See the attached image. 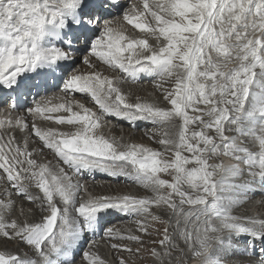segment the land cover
<instances>
[{"label":"snow or ice","instance_id":"obj_1","mask_svg":"<svg viewBox=\"0 0 264 264\" xmlns=\"http://www.w3.org/2000/svg\"><path fill=\"white\" fill-rule=\"evenodd\" d=\"M112 10H122V20L140 36L127 35L117 23L121 17L107 18ZM80 50L132 82L141 74L171 81L170 89L156 85L168 106L139 98L130 103L114 79L100 72L73 73L61 90L89 96L99 114L74 99L52 104L44 98L27 109L34 118L31 133L74 173L124 177L151 195L83 199L84 185L73 183L64 168L38 162L27 138L21 147L15 136L0 134V178L8 185L0 194V238L32 250V257L0 250V264H73L84 233L95 231L109 210L142 217L135 222L142 235L105 230L109 239L138 247L111 248L129 256L147 251L154 264H227L239 250L234 241H264V219L232 214L241 194L257 181L264 185V0H136L127 7L120 0H0V89L20 88V77L39 69L54 72ZM83 62L94 67L87 57ZM105 115L151 122L157 132L149 139L162 150L106 137ZM36 119L74 131L42 129ZM5 128L24 131L28 124L20 117L0 118ZM221 156L236 163L225 165ZM245 174L249 179L235 182ZM13 194L39 201L47 214L35 223L8 219ZM149 229L160 235L149 243L159 247L144 248ZM82 259L106 264L93 252ZM118 264L129 260L119 257Z\"/></svg>","mask_w":264,"mask_h":264},{"label":"bare ground","instance_id":"obj_2","mask_svg":"<svg viewBox=\"0 0 264 264\" xmlns=\"http://www.w3.org/2000/svg\"><path fill=\"white\" fill-rule=\"evenodd\" d=\"M128 0H126L127 2ZM136 1V0H135ZM135 1H132V3H135ZM121 16V15H120ZM120 16H117V17H120ZM114 18V17H113ZM118 24H120L122 27L123 25L119 22V20L117 21ZM124 28V27H123ZM125 30V28H124ZM126 32V31H125ZM98 34V33H97ZM128 35V34H127ZM57 46L59 47H64L63 44H60V43H57ZM79 52V51H77ZM75 52V53H77ZM76 56V59L75 61H73V59L69 60V61H63V62H60V66L55 70L54 73H52V76L53 75H59V77L61 78L60 80L64 81L69 75H71V73H83L84 70H89V72L91 71H95L97 70L98 68L102 67V63L98 62L96 60L95 57H92L90 56L89 52L88 51H83L77 55H75L73 53V57L74 58ZM85 57H87L91 63L94 65L93 68H89L88 65L84 64V59ZM83 58V59H82ZM72 63H71V62ZM68 65V66H67ZM67 66V67H65ZM110 69V68H109ZM72 73V74H73ZM39 76L41 77L42 75L39 74ZM153 80H156V78H154ZM160 81V80H159ZM152 85V83L150 82H147V83H143L144 87L145 86H148V85ZM149 85V87H150ZM27 87L26 86H23L21 88L20 91H23L24 89H26ZM147 88V87H146ZM134 92V91H133ZM160 92V91H159ZM25 95V93H24ZM68 95H66L67 97ZM28 98L31 99V95H28ZM62 99V98H61ZM29 109V108H28ZM93 111V110H92ZM95 112V111H94ZM24 113H27L29 117H31L32 119H30L31 121V124H30V127L28 130H24V131H21L17 128H5V129H0V134H3L5 135L6 137H8L9 135L11 136H15L16 138V142L18 144H20L21 147H23V143L21 141H24L25 138L28 139V150L31 151L33 149H35L37 153L34 154V158L38 160V162H41V163H46V164H49L50 167L55 168V165L60 162L58 161V159L55 157V155L51 152V151H45L42 153L40 151L37 150V148H42V143L39 141V139L37 137H35L34 135H32L31 133V125L33 123V117L28 113V111L26 110V112ZM98 113V111H97ZM55 113H53L52 115H54ZM7 118H11L13 121L16 120V118H18L17 116L15 115H10V116H6L5 119ZM39 120V121H37ZM36 125L42 129H47V128H51V123H49L48 121H45V120H42V119H36ZM121 122L118 121V120H114L113 121V124L114 125H119ZM49 125V126H48ZM138 125V124H137ZM125 129H127L128 131L125 133L127 134L129 132V130L131 129V127L125 125ZM72 128V127H71ZM115 128V131H117V128ZM73 129V128H72ZM66 130V129H65ZM68 130V128H67ZM142 130H144V133H145V130H148L150 134L154 135L156 132H157V126H152V123L147 121V123H143L142 125L140 126H136L135 130L133 131V134H132V138L133 139H139L137 136L138 132H142ZM3 131V132H2ZM111 132V131H110ZM147 132V131H146ZM114 133V132H113ZM148 133L146 134H143L142 137L143 138H146V140H149V142H153L154 144L156 142H154L153 140L154 139H149L150 136L147 135ZM231 134V133H230ZM112 135V134H111ZM121 135V134H120ZM134 135V137H133ZM114 136V135H113ZM5 137V138H6ZM116 137V136H115ZM119 137V136H118ZM121 138V137H120ZM248 139V140H247ZM118 140V139H117ZM120 140V139H119ZM246 142H245V146H247L248 144L249 145V149L252 150V151H257L258 150V147L254 144L252 145L253 141H251V143H249L250 139L249 138H245ZM125 141V140H124ZM122 142V141H121ZM137 142V141H136ZM148 142V141H146ZM124 143V142H123ZM127 143V142H126ZM125 143V144H126ZM140 144V143H139ZM46 149V148H45ZM160 149V148H159ZM43 151V150H42ZM46 155H50L49 157H46ZM43 156V157H42ZM220 160L223 161V163L225 165H229V164H232V163H236V161L234 160H231L229 159L228 157H223L221 156L219 158ZM241 167H244L243 164L240 165ZM70 170V169H69ZM72 171V170H70ZM73 172V171H72ZM0 177H2V174H0ZM244 176H242V179L243 180H247L249 179V177L247 178H243ZM95 179H98V180H95ZM94 179V183H95V187L97 188V185H98V188L101 190H98L99 192H106L105 189L108 188V186H110L111 189H114L115 190V193L116 192H125L123 189L125 188H128L127 187V184L126 183H131L132 181L124 178V177H117L115 180H108L109 184L107 182H104L106 180V177L103 176V174L97 176L96 178ZM165 179H170V177L166 176ZM103 180V181H102ZM0 181H2V185L0 184V191H1V194L3 193L2 191V187H8V185L5 183L4 179L0 178ZM107 181V180H106ZM236 182V180H235ZM114 183V184H112ZM134 183V182H133ZM133 185V184H132ZM136 185V183H135ZM138 185V184H137ZM97 188V189H98ZM10 190V189H9ZM112 190V191H114ZM11 191V190H10ZM31 193L33 195L37 194L38 193V189H35V188H32L30 189ZM113 193V192H111ZM111 196V194H110ZM2 198H4L2 195H1ZM12 199H14V201H26L24 199V197H21V196H16L15 194L12 195L11 197ZM250 203H256V206H251ZM239 205L240 204H243L245 207V211H246V215L248 217H255V218H258V219H264V185H261L258 181L252 185V189L247 191L246 193L244 194H241L240 195V203H238ZM22 207V206H21ZM32 207V206H31ZM255 210V211H254ZM244 211V212H245ZM30 212V211H29ZM116 212L117 211H108L107 213H102L100 215V220L104 219V218H109V217H113L116 215ZM248 212V213H247ZM241 213V212H240ZM256 215V216H255ZM258 216V217H257ZM42 219V218H41ZM40 219V220H41ZM124 219H126V217L124 216L122 219L116 221V222H121L123 221ZM174 219V218H173ZM106 219L104 220V223H105ZM119 222V224H120ZM108 223V222H107ZM123 223V222H122ZM175 223V222H174ZM105 225V224H104ZM120 226V225H119ZM112 227V225L110 226ZM113 228V227H112ZM118 228V227H117ZM104 228L103 226L101 225V222L99 221L97 226H96V229L95 231H92L90 232V240H94L96 238V236H99L101 234L105 235L104 233ZM246 237V238H245ZM244 239H243V242H241V240L238 241V244L240 245L239 246V250L240 252H242V255L240 254V252H236L234 255H232L230 258L237 262V263H240V264H251L252 261L254 259L258 260V256L261 254V249H262V246L264 244V241L262 240H259V239H255L253 241H251V237H248V236H245ZM119 241V240H118ZM11 243H14L13 241H10ZM103 242V240H102ZM246 242V246H243V244L245 245ZM237 243V242H235ZM89 243H86L84 248L81 250V254L79 257H81L82 259V254L85 252L84 249H89L90 250V246L88 245ZM89 246V248H88ZM101 247V246H100ZM245 247H247V251H245ZM27 249H30L28 246H26ZM14 250V249H13ZM7 251L9 252V250L7 249ZM17 251V250H16ZM11 253H16L12 250H10ZM18 253V252H17ZM16 253V254H17ZM78 258V257H77ZM80 262V261H79ZM82 262L85 263L82 259Z\"/></svg>","mask_w":264,"mask_h":264},{"label":"rangeland","instance_id":"obj_3","mask_svg":"<svg viewBox=\"0 0 264 264\" xmlns=\"http://www.w3.org/2000/svg\"><path fill=\"white\" fill-rule=\"evenodd\" d=\"M150 43H154V41L150 40ZM83 73H86V69L84 70ZM143 83H147V82H143ZM150 83H152V85L149 84L150 87L148 85V86H145V88L143 87L144 85L143 86L140 85L137 87H135V86L128 87V89L130 90V95L127 98L128 101L130 103H135V102H137V98H139V100L142 102L153 103V104H157V105L162 106V107L168 106L166 104V102L163 100L162 90L158 89L156 87V85H157V83H161L163 88H169L170 89L171 88V81L163 82V81H159V79H158V80H153ZM133 91L134 92L140 91V94H136ZM152 126H155V125L152 124ZM146 133H148L147 134L148 136H154V135L150 134L148 130H145V133H144V130H142V132H140V133L138 132L136 137H138V138L140 137L139 139H133L132 133H131V135L128 138H126L125 141L122 139L121 135L118 137L117 133L115 131L108 132V133H106L105 136L108 138L118 139V141H120V142L122 141L121 143L124 142V144L126 142L127 143H138V144L140 143V144H143V145L150 147V148H153V149H159L160 148V150H162L161 146L159 144H157V143L154 144L153 142H149V140H146V138L142 137V135L146 134ZM133 137H134V135H133ZM243 139L245 140V138H243ZM146 141H148V142H146ZM153 141L155 142V139ZM251 141L252 140L250 139L249 143H251ZM245 142H246V140H245ZM249 145L250 144H248L247 147H249ZM252 145H254V142L252 143ZM42 148L43 149L37 148V150L42 152V153L44 152V150L45 151L49 150L47 148L45 149L43 146H42ZM35 153H37V152H35ZM44 154L46 157L50 156V155L49 156L46 155V153H44ZM212 162H217V161H212ZM165 177H166V175L162 176V178H164V179H165ZM247 177H248L247 174H245L243 178L245 179ZM95 180H98V179H95ZM106 180L104 182H107L109 184L107 178H106ZM241 180H242V178H241ZM0 184H2V181H0ZM112 184H114V183H112ZM126 184H127L128 188L123 189L125 192L122 191V192H116L115 193V190L111 189L110 186H108V188L105 189L106 192H103V191L102 192H93L92 194H93V196H110V194H111V196L132 195V196H136V197H143L146 195H151L140 185H137V184L135 185V183H133V182L126 183ZM97 188H98V185H97ZM98 190H100V189L98 188ZM112 190H114V191H112ZM111 192H113V193H111ZM24 199L26 201H23L22 204L26 205V207H23V206L22 207L19 206L18 208L14 207L13 212L7 218L8 219H17L18 222H24L25 220H27V222H29V223L40 222V219L43 217V215H46L47 213H42L39 210V208H38L39 201L36 204H32L26 198H24ZM78 200H79V198H78ZM244 207L245 206L243 204H240V205L237 204L236 207H234V208L232 207V214L237 215V216H242V217L247 216ZM21 208L24 210V215H20V209ZM30 209H31V212H29ZM154 211H155V209H154ZM118 213H121V212H118ZM72 214L75 215L74 212ZM128 215L129 216L126 217V219H124L121 222L119 221L120 224H119V222L112 224L113 229L119 230L122 234H125V235L128 233H132V234H136V235H142L141 233H139L137 231V225L135 223L137 219H142V217H138L135 214H128ZM165 218H167L166 215H165ZM174 222H175V218L173 219V225L175 224ZM181 226H183V225H181ZM155 228H160L162 230L163 226L162 225H156ZM149 231L152 233L150 236L143 235V239L145 241L144 248L147 249L149 247H159V245H151L149 243V241L160 239V235L155 231V229H149ZM170 231H172V229H170ZM243 239H244V237H243ZM243 239H241V242H243ZM102 240H103V242H102ZM12 241L14 243H11L10 241H7L3 238H0V250L7 251V249H8L9 252H10V250H12L16 253L18 252L17 254H19L21 256L32 257V250L27 249L25 244H23L17 240H12ZM235 242H237L236 244H238V241H234V243ZM113 243L128 244L129 247H131L133 249L138 247V245L133 243V242H129L126 240L125 241L112 240V239H109L108 237H106V235H102V236H96V241H94L92 244V247L94 248L93 253L98 254L106 262V264H118V258L119 257H124L125 259L129 260V264H154L152 258L149 257L147 251H142L139 254V256H129V254L127 252L112 249L111 244H113ZM244 243H245V245L243 244V246H246V242H244ZM88 248H89V246H88ZM84 250L88 251V252H92L89 249L88 250L84 249ZM237 252H240V251H237ZM240 254L242 255V252H240ZM76 261H80L77 264H85L82 262L81 257H78L76 259ZM227 264H238V263L233 262L232 259L229 258Z\"/></svg>","mask_w":264,"mask_h":264},{"label":"clouds","instance_id":"obj_4","mask_svg":"<svg viewBox=\"0 0 264 264\" xmlns=\"http://www.w3.org/2000/svg\"><path fill=\"white\" fill-rule=\"evenodd\" d=\"M134 1V0H133ZM124 7H127L128 5H129V3L128 2H124ZM131 4V3H130ZM121 13H122V10L121 11H117L116 10V13H115V15L114 16H110V17H107V18H113V17H117V16H120L121 15ZM121 17V19H119V22L123 25V27L125 28V31H126V34H128L129 36H137V37H139L140 36V34L136 31V30H134L132 27H131V25H127L126 24V22H124L123 20H122V15L120 16ZM99 62V61H98ZM97 72H100V73H102L104 76H108V77H111V78H113L114 79V81H115V83H116V86L117 87H119L120 89H121V91L124 93V95L128 98V96L130 95V90L128 89V87H131V86H135V87H137V86H140V85H142L143 86V82H151V81H153V79L152 80H146V79H144V80H141V81H138V79H137V81L136 82H133V83H131V84H126L125 82H126V79L124 78V75L122 74V73H119L118 71H113L112 69H109V68H107L104 64H102V67H100L98 70H97ZM146 78V77H145ZM156 78V80H158L159 78H157V77H155ZM125 81V82H124ZM144 87V86H143ZM145 88V87H144ZM147 90V89H146ZM134 93H136V94H140V91H135ZM70 95H71V100L72 99H74V100H76V101H79L80 103H83L84 105H85V107H87V108H89V109H91V110H93V111H95V112H97L98 111V114H99V109H98V106H96L95 104H94V102L91 100V98L89 97V96H87V95H85V94H80V93H69ZM51 98H55L54 97V95H51L50 96ZM70 100V99H69ZM3 117H5L4 115H3ZM28 117V116H27ZM118 120V121H120L121 123L119 124V125H114L113 124V121L114 120ZM101 123H102V125H103V127H102V129H101V131L103 132V134L104 135H106V133H108V132H110V131H115V128L114 127H116L117 128V131H115L116 133H117V136H120V134H121V137H122V139L123 140H126V138H128L130 135H131V133L133 134V131L135 130V128H136V126H140V125H142L143 123L145 124V123H147V121H144V120H138V121H136V122H129V121H126V120H122V119H119V118H117V117H115V116H108V115H105V116H103L102 118H101ZM138 124V125H137ZM125 125H127V126H129V127H131V129L129 130V132L127 133V134H125L128 130L127 129H125L126 127H125ZM123 129H122V128ZM61 129H63V131L65 130V128H61ZM74 130V129H73ZM3 132V131H2ZM65 132H66V130H65ZM4 137H6L5 135H4ZM5 139H7V137L5 138ZM58 168H64V170H65V172H67V174L69 175V176H71L72 177V182L73 183H76V177H75V175H74V172H72V171H70L69 169H68V167L66 166V165H64L62 162H58L56 165H55V168H54V170H56V169H58ZM101 174H103V176L104 177H106L108 180H110L111 179V177H109L107 174H105V173H100V172H93V174H91V176H83V178H82V180H84L85 178H88V182H87V185H86V188H83L82 189V191H81V193H80V196L83 198V199H88V198H90V197H93V192H99L98 191V189L95 187V183H94V179L97 177V176H99V175H101ZM111 180H115V179H111ZM244 180H241L240 178L239 179H237L236 180V183H241V182H243ZM2 185V184H1ZM83 185V184H82ZM6 188H8V187H2V191H4V189H6ZM0 193H1V191H0ZM0 198H2L1 197V195H0ZM15 202V207L16 208H18L19 206H23V207H26V205H24V204H22V202L21 201H14ZM250 205L251 206H256V203H250ZM237 206V204H235V205H233V208L234 207H236ZM109 211H114V210H109ZM248 213V212H247ZM116 215H121L122 217H121V219L125 216V217H128L129 215L128 214H125V213H118V212H116ZM105 233V232H104ZM103 234H101V235H99V236H102ZM251 239V241H253L254 239H252V238H250ZM94 241H96V238L94 239V240H90L88 243V245L90 246V251H92L93 252V250H94V248L92 247V244H93V242ZM262 249H264V246H262ZM80 254H81V251H79V253L76 255V259H77V257H79L80 256ZM258 260H256V259H254L253 261H252V263L251 264H259V262L261 261V259L263 258L262 257V255L260 254L258 257ZM76 259H74V264H77L79 261H76ZM233 261V260H232ZM233 262H235V261H233ZM235 263H237V262H235ZM188 264H197V262L195 261V260H191V259H189L188 260ZM238 264H240V263H238Z\"/></svg>","mask_w":264,"mask_h":264},{"label":"water","instance_id":"obj_5","mask_svg":"<svg viewBox=\"0 0 264 264\" xmlns=\"http://www.w3.org/2000/svg\"><path fill=\"white\" fill-rule=\"evenodd\" d=\"M125 82V81H124ZM131 83V81L129 82V84Z\"/></svg>","mask_w":264,"mask_h":264}]
</instances>
